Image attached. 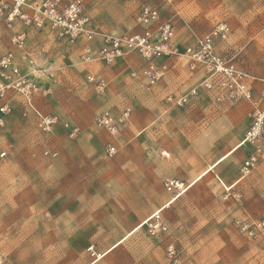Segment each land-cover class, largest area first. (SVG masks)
<instances>
[{
  "label": "rangeland",
  "instance_id": "obj_1",
  "mask_svg": "<svg viewBox=\"0 0 264 264\" xmlns=\"http://www.w3.org/2000/svg\"><path fill=\"white\" fill-rule=\"evenodd\" d=\"M68 1L70 0H63L64 3ZM83 1L85 12L92 19L101 16L106 18L109 23L113 22L114 28L112 29L116 32L120 34L132 33V27L128 29L127 26L123 27L121 23L114 20V16L119 19L122 17L124 8L132 0ZM151 1L158 6L161 14L165 12V16H162L172 19L175 31L180 32L178 37L181 40L189 37L188 27L192 28L197 35L203 36L213 31L218 24L228 23L231 33L226 38L217 40V52L225 58H232L239 67L252 75H264V0H173L175 6L182 11L184 20L174 17L161 0ZM163 7L165 11H163ZM135 17L136 15L131 13V22ZM13 31L0 19V55L11 46L10 37ZM33 41L27 47L34 53L29 61L32 68L29 70V74L36 79L40 88L35 95L34 103L43 113L57 115L60 121L53 133L49 135L41 133L32 120L23 116V100L21 97L15 96L14 109L9 115V132L0 133V152L7 151V156H0V226L12 227L8 236L0 235V264H32V261L40 255L37 252V247L41 238L31 236L30 231H26V234L22 235L19 231L15 233L21 221H24L23 223L27 221L22 220L21 213L18 212L15 204L17 184L20 179L26 175L30 177L38 169L42 171L46 169L47 165L53 164L56 171L51 174V181L61 179L63 172L67 170L73 175H81L88 167L86 171L88 179L95 182L98 179V173L93 168H95L103 150L113 142L108 140L105 144H101L98 141V136L102 132L110 137L116 136L95 124L99 112L106 108L108 103L106 102L108 81L104 79L106 87L103 90H97L84 77L85 73L81 70L80 59L66 51L64 46L45 36H38ZM35 54H38V58L35 57ZM26 61L28 63V60ZM114 65H116V61L106 64L108 67ZM183 77L186 81L179 88L181 91H185L191 86L188 84L191 74L185 69ZM201 81L198 80L197 85ZM143 87L139 86V89H145L144 91H147L148 94H140L141 99H136L133 94L125 93L123 96L124 105L112 108L118 115L125 108H131L130 118L125 125L132 121L136 132L139 133L145 129L141 134L148 133L145 141L140 140L135 144L136 150L154 148L161 141H165L175 152V155H182L184 150L189 149L188 146H181L185 143L183 140H187L190 144H197L200 141L199 159L198 163L196 160V163L197 166L200 164L206 168L209 167L211 161L214 162L215 159H218V155L222 151L225 152L230 144L228 142L227 145L226 140L221 138L219 141H209L210 137L219 138V136L215 137L211 130L216 126L214 122L218 118L225 119L226 115V111H223L224 114L216 113L211 107L230 105V108L233 109L245 104L249 106L247 122L244 123L243 140L251 124L252 108L249 101L217 102L207 95L211 92L207 93L202 88H200L196 102L201 104L203 109L192 111L190 108L182 109L172 112L165 121L158 120L150 124L149 120L154 121L160 115L162 96ZM256 87L255 93L257 96L260 94L262 105L264 98L261 92L264 88L261 84H257ZM64 119L69 120V128L62 125ZM225 121L229 124L228 120L225 119ZM74 131L76 135L69 136ZM90 136L95 137V140L89 139ZM218 143L222 144L218 145ZM242 144L243 160H235V155H232L220 166L223 172L231 176L232 179L241 177L243 179L232 188H225L211 172L196 185L190 188L186 187L185 192L174 203L160 211L164 223L168 226V233L162 236H153L149 234L146 226L142 223L138 226L143 225L142 231L125 242L134 250V253L127 254L132 257L133 262L121 264H264V237L250 238L239 230V224L242 221L252 222L264 218V133L255 144L242 142L239 146ZM48 148H54L55 150H53L58 154L55 157L45 155L44 152ZM65 149L81 151V156L83 150H88L87 159L91 163L85 164L82 161L83 156L67 155ZM22 151H29L35 155L24 156L23 153H20ZM253 152L257 153V168L244 177L243 162ZM116 154L117 151L111 157ZM132 158L140 160L141 153H133ZM179 159L178 166L183 169L187 168L188 164L183 161V157ZM31 161L36 164L33 165ZM67 164L69 165L68 169L65 167ZM175 178L180 182L184 181L182 175H175ZM45 179L47 180V174ZM17 218H21L20 221L16 222ZM145 244L152 245L154 249L159 250L152 253L150 259L138 250ZM169 244H173L176 249L175 255L172 257L168 253L167 246ZM85 251L92 261L99 260L104 256L94 244L88 245ZM42 256L44 255L41 254L40 261H43ZM136 257L139 258V263ZM143 259L146 260L143 261Z\"/></svg>",
  "mask_w": 264,
  "mask_h": 264
},
{
  "label": "crops",
  "instance_id": "obj_2",
  "mask_svg": "<svg viewBox=\"0 0 264 264\" xmlns=\"http://www.w3.org/2000/svg\"><path fill=\"white\" fill-rule=\"evenodd\" d=\"M146 1L156 6L151 0ZM161 1L167 7L166 9L173 13L174 17L185 19L182 11L175 6L173 0ZM141 3V0H132L124 8L122 17L119 19L114 16V20L117 23H121L123 27L127 26L128 29L132 27V33L137 32L140 28L136 25L135 19L131 22L130 16L131 13L137 14ZM156 7L158 8V6ZM162 9L165 11L164 7ZM164 14L165 12H162L161 15ZM164 16H162L163 20H172ZM96 17L98 18L92 19L93 27L96 30L120 34L112 29L114 28L113 22L109 23L106 18L101 16ZM3 23L5 24V22ZM185 23H187L186 20ZM11 29L14 30L13 33L20 30L28 33L26 48L24 50L15 49L17 60L23 72L29 73V70H32L29 61H31L30 57H33L34 53L27 49L28 44L33 43V40L38 36H45L54 42H58L59 45L64 46L66 51L73 53L75 58L80 59L82 62L80 67L82 72L85 73V78L88 75L104 77L103 79L109 83L106 91V102L108 103L106 108L100 112L110 110L117 116L118 114L114 113L112 108L124 105L123 96L125 93L135 95L136 99H141L140 94H148L147 91H144L145 89L140 90L139 86H144L147 90L154 92V94L162 96L160 99V115L154 121L149 120L150 124L158 120L165 121L172 112L182 109L190 108V111H192L204 108L196 102L198 98L183 108L169 107L165 102V98L169 94L184 93L190 87L197 85L198 80H202L204 77L202 70L191 72L181 57L173 56L170 58V69L168 72L156 85L150 86L141 74L144 59L137 53H131L117 59L116 65L112 67H108L106 63L98 60L90 63L84 62L81 58L83 48L88 46L93 52H97L102 44V39L99 35L91 41L79 40L77 43L72 44L66 40L57 39L45 29L37 30L34 27L24 26L20 23L15 24ZM188 29L190 31L189 37L184 40L179 39L180 32L177 33L175 31L173 43L180 50L193 45L196 36H199L192 28L188 27ZM11 48L10 46L9 49ZM35 57L38 58V54H35ZM26 60H28V63ZM184 69L191 74V79H189L188 83L191 86L187 90L181 91L179 88L186 81L183 77ZM133 72H137V76H133ZM149 94L151 95V93ZM207 95L213 100L214 94L212 92ZM257 97L259 98L260 94ZM249 103L251 108H253L251 102ZM248 107L247 104L233 109L230 108V105L211 107L216 113L224 114L223 111H226L224 118L228 120L229 124L226 123L225 119L218 118L214 122L216 126L211 131L214 132L215 137L219 136V138L213 139V137H210L209 141L215 142L221 138L226 140L227 145L229 144L228 142L230 144L229 148L227 146L228 149L225 152L221 150L222 152L218 155V159H215L214 162L211 161L210 165H208L209 167L206 168L200 164L197 166L200 141L197 144H190L187 140H183L185 143L181 144V146H188L189 149L184 150L182 155H175V152L165 141H161L154 148L136 150L135 144L140 140L145 141L148 133L141 134L145 129L142 132H136L133 122L130 121V123L122 125L119 133L114 137H110L103 132L99 134L98 141L101 144H105L108 140L113 141L107 146L116 147L117 154L111 157L107 154V147L103 150L95 168H93L98 173V179L95 182L88 179L86 172L88 167L81 175H73L67 170L63 172L61 179L51 181L50 176L56 171L53 164L47 165L46 169L42 171L38 169L30 177L27 175L23 176L17 184L18 191L16 192L15 204L16 209L21 213L22 220L27 221L25 223L21 221L15 233L19 231L22 235L26 234V231H30L31 236L41 238L37 247V252L40 255L32 261V264H121L133 262L132 257L127 254L134 253V250L125 242L136 233L142 231L141 227H143L147 218L159 210L163 211L165 207L178 199L174 200L173 195L166 191L163 184V180L166 177L175 178V175H182L184 179L182 183L188 188L196 185L203 177L210 175L211 172L225 188H232L243 179L242 177L240 179H232L231 176L223 172L220 165L232 155H235V160H243L244 155L241 149L243 144L240 146L239 144L243 142L242 138L244 136V126L247 122ZM190 111L188 109V112ZM26 118L32 120L37 128L36 118L33 115ZM63 122H69V120H62V125ZM9 125L10 117L8 116L6 118L7 129L5 133L9 132ZM89 139L95 140V137L90 136ZM130 142L132 145H129L131 144ZM126 143L127 145L125 146ZM220 144L222 143H218V145ZM48 149L53 150L54 148ZM164 151L170 152L169 157L164 158L162 156ZM2 152H6L5 156H7V151H1L0 154ZM135 152L141 153L140 160L132 158ZM20 153L29 157L35 155L29 151ZM65 153L71 156H83L84 159L82 161L85 164L91 163L87 159L89 156L88 150H83L82 156L81 151L77 152L74 149H65ZM180 157H183V161L187 162V168L183 169L178 166ZM31 163L33 165L36 164L34 161H31ZM212 166L214 167L212 168ZM65 167L68 169L69 165L67 164ZM46 174L47 180L45 179ZM198 178L200 179L197 180ZM20 219L17 218L16 222L20 221ZM29 222L31 224H28ZM142 223L143 225L138 227ZM11 228L1 225L0 235L8 236ZM90 244H94L97 250L104 254L103 258L96 261L90 260L85 251ZM138 250L143 252L144 256L149 259L152 253L159 251L154 249L152 245L147 244L141 246ZM41 254L44 255L42 256L43 261H40ZM133 260H135V257H133ZM136 260L139 263V258L136 257ZM145 260L143 259V261Z\"/></svg>",
  "mask_w": 264,
  "mask_h": 264
},
{
  "label": "built area",
  "instance_id": "obj_3",
  "mask_svg": "<svg viewBox=\"0 0 264 264\" xmlns=\"http://www.w3.org/2000/svg\"><path fill=\"white\" fill-rule=\"evenodd\" d=\"M136 14L135 22L140 28L135 33L114 34L108 31H98L93 27V20L85 13L83 0H0V19L8 28L15 24L34 27L37 30H47L57 39L75 44L79 40L91 41L100 36L102 44L97 52L90 47L83 48L82 60L86 63L95 60L112 64L117 59L131 53L139 54L145 61L141 74L150 86L156 85L170 69L169 60L173 56L181 57L191 72L202 70L204 77L199 85L190 87L181 94L172 93L166 96L165 102L169 107L183 108L197 99L200 88L206 92H214L217 102L246 100L252 104V119L243 143L255 144L264 133V104L256 96V85L264 88V75L255 76L248 73L232 58H225L217 52L218 39H224L231 33L228 23L218 24L213 31L203 36H196L195 43L180 50L173 43L175 27L171 20H163L159 8L146 0ZM28 33L15 31L10 37L11 49L0 56V133L6 132V118L13 111V98L17 95L23 100V116L33 115L36 118L38 130L49 135L53 132L60 119L57 115L43 113L34 103L35 95L40 88L35 78L23 72L17 60L15 49L24 50L27 46ZM137 76V72L132 73ZM87 80L97 90L106 87L103 78L88 75ZM264 98V89L261 92ZM131 115V108H125L120 115L110 110H104L96 117V125L111 134H118ZM69 128V122H63ZM76 135L71 132L70 136ZM109 145L107 154L112 156ZM45 155L55 157L58 152L47 149ZM6 152L0 154L5 156ZM258 165L257 153L253 152L244 160L243 176L252 173ZM163 184L167 192L178 198L185 192V184L173 177H166ZM158 214V215H157ZM149 234L162 236L168 233L159 212H155L144 222ZM239 230L250 238L264 237V218L242 221ZM168 253L172 257L176 249L169 244ZM92 249V248H90Z\"/></svg>",
  "mask_w": 264,
  "mask_h": 264
},
{
  "label": "snow or ice",
  "instance_id": "obj_4",
  "mask_svg": "<svg viewBox=\"0 0 264 264\" xmlns=\"http://www.w3.org/2000/svg\"><path fill=\"white\" fill-rule=\"evenodd\" d=\"M141 128H143V125H141ZM111 151H112L113 153H115V152H116V149L113 148V149H111ZM169 155H170V152H169V151H164V152H162V156H163L164 158L169 157ZM157 215H158V214H157Z\"/></svg>",
  "mask_w": 264,
  "mask_h": 264
},
{
  "label": "bare ground",
  "instance_id": "obj_5",
  "mask_svg": "<svg viewBox=\"0 0 264 264\" xmlns=\"http://www.w3.org/2000/svg\"><path fill=\"white\" fill-rule=\"evenodd\" d=\"M175 200V199H174ZM164 208V207H163ZM160 211V210H159ZM159 211H157V212H159Z\"/></svg>",
  "mask_w": 264,
  "mask_h": 264
}]
</instances>
